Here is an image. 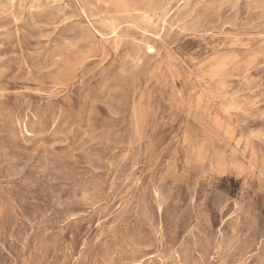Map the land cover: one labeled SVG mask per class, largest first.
<instances>
[{"label":"rangeland","instance_id":"obj_1","mask_svg":"<svg viewBox=\"0 0 264 264\" xmlns=\"http://www.w3.org/2000/svg\"><path fill=\"white\" fill-rule=\"evenodd\" d=\"M0 264H264V0H0Z\"/></svg>","mask_w":264,"mask_h":264}]
</instances>
